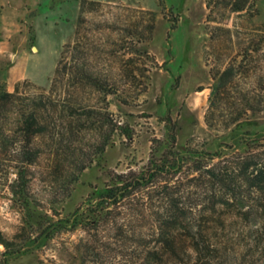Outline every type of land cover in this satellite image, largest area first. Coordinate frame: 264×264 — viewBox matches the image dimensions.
Returning a JSON list of instances; mask_svg holds the SVG:
<instances>
[{
  "label": "rangeland",
  "instance_id": "374dc122",
  "mask_svg": "<svg viewBox=\"0 0 264 264\" xmlns=\"http://www.w3.org/2000/svg\"><path fill=\"white\" fill-rule=\"evenodd\" d=\"M233 1L0 0V89L12 94L0 101V264H111L85 251L91 230L31 241L112 171L145 166L167 127L173 149L208 153L232 129L264 134V0L239 12ZM28 113L39 132L25 143ZM241 190L242 210L222 191L200 207L211 216L200 264H264V195ZM133 247H115V264H143Z\"/></svg>",
  "mask_w": 264,
  "mask_h": 264
},
{
  "label": "trees",
  "instance_id": "16d2710c",
  "mask_svg": "<svg viewBox=\"0 0 264 264\" xmlns=\"http://www.w3.org/2000/svg\"><path fill=\"white\" fill-rule=\"evenodd\" d=\"M247 2L234 0L233 11L244 10ZM217 93L218 86L213 90V94ZM11 96L0 89V101L6 102ZM247 109L242 105L236 112ZM237 120L235 117L229 122ZM35 123L34 115L28 113L20 125L27 143L39 132ZM167 130L171 140L163 143V150L155 147L145 166L138 170L112 171L107 183L92 191L84 209L79 207L70 215L49 223L31 243L40 240L45 244L60 231L79 228L92 232L88 235L90 247L85 251L94 257H98L97 252L101 250L112 253L111 264H115L117 257L113 249L129 244L140 252L143 264H200L202 256L209 251L207 227L211 223V216L202 213L200 207L209 204L214 208L221 191L225 195L221 204L240 210L246 206V199L236 195L242 192L241 188L264 195V143H261L264 134L241 130V127L232 129L229 143L219 147V152L208 153L187 146L182 150L173 149L174 137L169 127ZM224 149H234L235 156L221 162ZM31 156L30 153L29 158ZM179 173L184 177H176ZM161 178H165L164 183ZM201 194V200L196 199L195 196ZM152 203H163L164 207H155ZM190 206L195 211L189 209ZM145 225L150 227L141 228ZM99 226L106 228L107 241L103 245H98Z\"/></svg>",
  "mask_w": 264,
  "mask_h": 264
}]
</instances>
